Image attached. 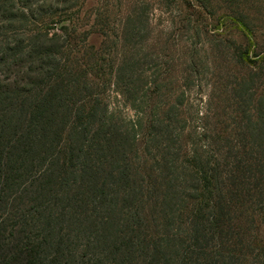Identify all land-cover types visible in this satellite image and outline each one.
Here are the masks:
<instances>
[{
	"label": "trees",
	"instance_id": "16d2710c",
	"mask_svg": "<svg viewBox=\"0 0 264 264\" xmlns=\"http://www.w3.org/2000/svg\"><path fill=\"white\" fill-rule=\"evenodd\" d=\"M23 1L0 81V264H264V52L229 45L196 110L191 59L173 110L158 61L77 48L82 0Z\"/></svg>",
	"mask_w": 264,
	"mask_h": 264
},
{
	"label": "rangeland",
	"instance_id": "374dc122",
	"mask_svg": "<svg viewBox=\"0 0 264 264\" xmlns=\"http://www.w3.org/2000/svg\"><path fill=\"white\" fill-rule=\"evenodd\" d=\"M56 1L33 6L32 10L54 11L61 8ZM236 2L240 12L235 8ZM24 3L23 0H0V59L6 61L5 67L8 64L5 70L0 69L1 85L10 83L16 71L10 57L17 51L15 42L24 37L18 24V17L24 12L22 7L26 9ZM233 14L242 15L241 21H234ZM72 17L65 18L71 20L64 25L74 31L75 43L81 52L105 45L117 57L107 53L102 58L115 60L128 47L138 57L158 61L161 93L167 96L161 102L173 105V110L183 85L181 78L190 75L187 68L191 59L202 64L203 73L199 77L196 73L192 75L187 88L191 106L195 105L196 110L197 106L201 109L204 95L216 93L208 85L224 76L222 60L227 57L229 45L235 43L246 48L251 57L264 52V0H82ZM126 18L135 22L134 30L126 27ZM118 36L121 38L117 40ZM222 50L224 56L216 58ZM149 75L147 72L146 76ZM108 96L113 107H118L124 117L132 118V112L119 96L111 93ZM258 240L264 248V224L258 227Z\"/></svg>",
	"mask_w": 264,
	"mask_h": 264
}]
</instances>
